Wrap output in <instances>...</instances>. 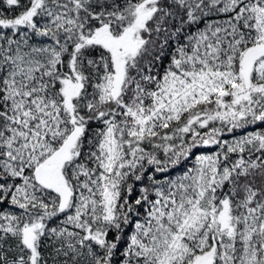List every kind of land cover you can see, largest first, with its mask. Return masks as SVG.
Here are the masks:
<instances>
[{"label": "snow or ice", "instance_id": "6c2138e0", "mask_svg": "<svg viewBox=\"0 0 264 264\" xmlns=\"http://www.w3.org/2000/svg\"><path fill=\"white\" fill-rule=\"evenodd\" d=\"M0 264H264V0H0Z\"/></svg>", "mask_w": 264, "mask_h": 264}]
</instances>
